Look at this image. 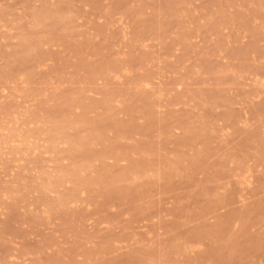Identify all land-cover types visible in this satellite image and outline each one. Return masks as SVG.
<instances>
[{
    "label": "rangeland",
    "instance_id": "obj_1",
    "mask_svg": "<svg viewBox=\"0 0 264 264\" xmlns=\"http://www.w3.org/2000/svg\"><path fill=\"white\" fill-rule=\"evenodd\" d=\"M0 264H264V0H0Z\"/></svg>",
    "mask_w": 264,
    "mask_h": 264
}]
</instances>
